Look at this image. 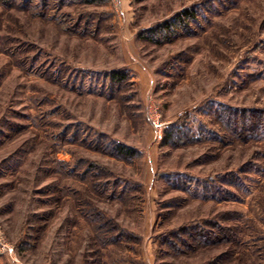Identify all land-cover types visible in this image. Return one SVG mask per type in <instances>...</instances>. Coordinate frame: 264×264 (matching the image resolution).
<instances>
[{"label": "rangeland", "instance_id": "374dc122", "mask_svg": "<svg viewBox=\"0 0 264 264\" xmlns=\"http://www.w3.org/2000/svg\"><path fill=\"white\" fill-rule=\"evenodd\" d=\"M0 264H264V0H0Z\"/></svg>", "mask_w": 264, "mask_h": 264}, {"label": "trees", "instance_id": "16d2710c", "mask_svg": "<svg viewBox=\"0 0 264 264\" xmlns=\"http://www.w3.org/2000/svg\"><path fill=\"white\" fill-rule=\"evenodd\" d=\"M187 14V13H186ZM180 21V19H178ZM172 24L170 23H166L165 26H164V31H167V30H171L172 29ZM131 154V153H129Z\"/></svg>", "mask_w": 264, "mask_h": 264}]
</instances>
